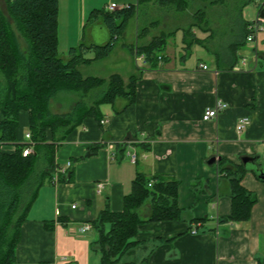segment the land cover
I'll use <instances>...</instances> for the list:
<instances>
[{
  "label": "crops",
  "instance_id": "obj_1",
  "mask_svg": "<svg viewBox=\"0 0 264 264\" xmlns=\"http://www.w3.org/2000/svg\"><path fill=\"white\" fill-rule=\"evenodd\" d=\"M258 2L242 11L240 20L256 18ZM109 3L136 5L135 14L108 55L96 59V68L80 71L102 78L119 74L124 82L135 75V100L125 107L123 99L115 105H101V124L86 119L56 149L58 163L72 161V180L47 182L39 188L20 227L14 264H101L92 248L98 238L96 229L74 230L91 224L105 207L121 211L123 197L138 172L177 179L182 213L176 220L141 223L135 236L139 245L128 259L147 257L148 264H264V179L252 172L242 177L241 184L256 195L250 219L244 224L223 221L231 213V200L228 179L218 173L217 166L221 157L238 163L243 156H257L256 163H264V31L238 47L233 67L223 69L217 66L216 53L222 51L221 44L223 51L229 46L225 24L224 43L218 36L210 40L211 31L194 25L190 32L201 43L186 47L185 25L173 8L155 2L138 5V0H58V47L61 15L68 28L63 32L69 37L66 46L80 41L107 43L109 32L101 16L86 38L84 29L90 12L108 11ZM141 26H148L142 36L138 35ZM160 32L171 35L158 65L150 67L136 59L135 47ZM87 56L92 57L93 51ZM217 99L228 107L204 120L205 109ZM243 117L247 123L238 131L236 125ZM20 118L24 135L28 132L26 113ZM93 145L99 146L88 154ZM1 149L12 151L14 146ZM212 157L215 162L208 164ZM197 179L203 180V187L196 194L191 183ZM99 182L103 184L100 192ZM141 214L143 218L150 215L148 203Z\"/></svg>",
  "mask_w": 264,
  "mask_h": 264
},
{
  "label": "trees",
  "instance_id": "obj_2",
  "mask_svg": "<svg viewBox=\"0 0 264 264\" xmlns=\"http://www.w3.org/2000/svg\"><path fill=\"white\" fill-rule=\"evenodd\" d=\"M196 1L202 4L196 9V26L211 31L210 40L218 36L224 43V25L219 22L215 29L212 25L207 29L203 24L208 23L206 7L225 0H138V5L155 2L180 12L188 10ZM4 2L6 12L0 9V264H14L20 227L27 211L39 188L51 181L60 166L55 160L58 146L86 119L93 118L101 124V105H115L123 99L125 107L135 100V75L127 82L119 74H111L108 78L84 76L79 66L108 55L126 22L135 14L136 5L128 4L113 11L92 10L87 21L93 22L101 16V23L109 32L108 42L86 45L80 41L68 49V58L62 59L58 55V0ZM249 23L240 20L239 15L225 23L229 28L225 39L229 46L223 51L224 44H221L222 51L216 53L218 67H233L236 49L246 43ZM190 27L184 30L186 47L201 43L190 32ZM147 29L148 26H141L138 35L142 36ZM170 35L165 32L153 35L146 43L136 45L135 53L143 55L150 67L157 66L158 56ZM91 51L93 56L88 57ZM64 99L69 109L53 111V102ZM115 111H119L118 108ZM22 112L27 115L33 144V151L25 156L22 149L28 143L20 133ZM2 146H14V150L5 151ZM98 146H89L88 154L94 153ZM257 158L255 156L254 165L235 163L225 157L218 160V173L228 179L231 200V213L221 220L244 224L250 219L256 195L246 189L241 180L246 172L263 180L259 172L264 170V163L257 164ZM72 175L70 167L58 173V181H71ZM178 185L177 179L167 176L149 177L139 172L135 175L130 192L123 197V209L115 212L105 207L91 221L98 232L92 248L99 253L101 264H148L147 257L122 258L138 247L135 236L141 223L181 217L182 208L177 204ZM199 186L203 187L201 179L191 183L196 194L202 192ZM146 203L150 205V215L143 218L141 210Z\"/></svg>",
  "mask_w": 264,
  "mask_h": 264
},
{
  "label": "rangeland",
  "instance_id": "obj_3",
  "mask_svg": "<svg viewBox=\"0 0 264 264\" xmlns=\"http://www.w3.org/2000/svg\"><path fill=\"white\" fill-rule=\"evenodd\" d=\"M254 3H255V0H225L221 4L219 3V4H215V5H208L206 7V12H207L206 16L208 18V23L206 25L203 23L202 24L205 28H208L212 25V28L215 29L216 25H218L219 22H220V24L223 25V24H225V22H228L230 19L237 18V16L240 15V13L242 11L245 12L248 8H254ZM199 6H202V4L200 3V1H196V3L193 4L192 7H189L188 10L185 9L184 11L179 12L180 16H182V19H183L182 23H183V25H185L184 28L187 29L192 24H194L196 26V9ZM0 9L2 11L6 12L4 0H0ZM62 13H63V9H62ZM201 22H202V19L200 21V24H201ZM93 23H94V21L93 22L89 21L86 24V28L84 29L85 38L87 37L88 29L90 28V26ZM197 28H198V26H196V29ZM63 32L67 33L68 28H67V24L63 21L62 15H61L60 38H62V42H60L59 47H58V55L62 59H67L68 58V49L70 46L68 47L66 45L68 44L67 40L69 39V37L68 36L65 37ZM85 38H84V40H86ZM74 45H77V43ZM97 61L98 60L92 61L93 63L91 65H84V66L80 65L79 69L82 70V73H87L88 71H93V69L96 68L95 66H97V64H98ZM68 107L69 106L67 105L65 99L62 102H53V106H52L53 111H56V112L67 111L69 109ZM64 142H66V141H64ZM62 144H60L58 147H60ZM127 258H128V256L124 255L122 259L124 260Z\"/></svg>",
  "mask_w": 264,
  "mask_h": 264
},
{
  "label": "built area",
  "instance_id": "obj_4",
  "mask_svg": "<svg viewBox=\"0 0 264 264\" xmlns=\"http://www.w3.org/2000/svg\"><path fill=\"white\" fill-rule=\"evenodd\" d=\"M128 4L126 5H121L118 6L116 3H109L106 6V9L108 11H113L115 9H120V8H124L127 7ZM248 34L246 36V42H252L255 38V36L260 32V31H264V0H259L258 4H257V15L256 18H254L253 20L250 21L249 25H248ZM136 59L142 60L144 63L146 62L145 58L143 55H139L136 54ZM161 56H158V59L160 60ZM242 60H245L244 58ZM200 67L202 68H206V65L203 64H199ZM228 107V104L226 102H224L221 99H217L214 104L210 107H207L204 111V114L202 116V118L204 120H209L212 119L214 117H216L218 115V113L222 110H225ZM103 122V120L101 121ZM247 123V118L243 117L241 119H239L237 125H236V129L238 131H241L243 129V127L245 126V124ZM24 141L28 144H26L23 149H22V154L28 155L33 151V144L32 141L30 140V134L28 132H26L24 134ZM136 158V154L135 152H133L131 154V159L134 161ZM72 166V161L71 160H66L63 164H60V166L56 169L52 179H51V183H56L58 182V173L60 172H65L67 169H69ZM103 187V184L101 182H99L97 184V188H98V192H100L101 188ZM91 228V224L89 223H84L81 227H79L77 230H74L77 233H83L88 231Z\"/></svg>",
  "mask_w": 264,
  "mask_h": 264
},
{
  "label": "water",
  "instance_id": "obj_5",
  "mask_svg": "<svg viewBox=\"0 0 264 264\" xmlns=\"http://www.w3.org/2000/svg\"><path fill=\"white\" fill-rule=\"evenodd\" d=\"M215 158L214 157H212V158H210L208 161H207V163L208 164H212V163H214L215 162ZM254 160H255V157H253V156H243V157H241V162L243 163V164H251V165H254ZM259 176L262 178V179H264V170H260V172H259Z\"/></svg>",
  "mask_w": 264,
  "mask_h": 264
}]
</instances>
